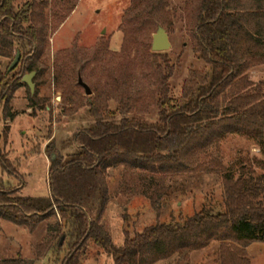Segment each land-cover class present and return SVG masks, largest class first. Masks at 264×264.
<instances>
[{
  "label": "trees",
  "instance_id": "obj_1",
  "mask_svg": "<svg viewBox=\"0 0 264 264\" xmlns=\"http://www.w3.org/2000/svg\"><path fill=\"white\" fill-rule=\"evenodd\" d=\"M18 1L0 0V108L5 121L16 115L10 103L22 79L32 72L43 77L48 70L50 0H26L22 5ZM183 2L193 52L208 69L192 72L182 85L181 96L175 99L169 86V61L161 53H150L159 73L158 90L144 112L150 105L157 107L158 121L130 118V101L120 87V94L112 88L95 93L94 99L90 98L94 94L90 88L92 95L85 105L75 100L73 89L64 88V104L74 106L70 113L86 108L91 123L72 137L74 153L51 159L50 196L25 198L0 188V218L12 224L31 232L48 218L60 216L56 232L68 239L64 264H80L89 242L113 264H172V260L174 264H189L193 253L213 244L218 245L219 264H251L246 249L253 243L264 244V175H258L252 166L241 167L237 176L228 173L214 153L219 154L222 140L231 134L254 140H261L263 135L264 80L255 84L248 72L264 66V0ZM129 3L122 52L134 40L137 28L131 23L141 21L156 30L166 27L172 2ZM63 20L60 14L56 16L55 26L58 28ZM16 52L20 62L8 73ZM160 57L165 73L153 61ZM75 61L73 71L82 78L86 62L78 56ZM66 64L65 60L55 69L56 84L66 81ZM38 95L37 91L29 96L28 106L45 111L47 99ZM111 100L118 104L112 113ZM46 149L54 152V145ZM0 165L3 171L11 167L1 151ZM113 170L142 178L144 187H155L150 198L154 207L172 196V178L216 174L221 178V201L179 223L149 226L132 238L125 233L123 245L116 246L99 222L110 201L107 174ZM174 189L182 192L184 187L176 185ZM0 264H34V260H0Z\"/></svg>",
  "mask_w": 264,
  "mask_h": 264
},
{
  "label": "rangeland",
  "instance_id": "obj_2",
  "mask_svg": "<svg viewBox=\"0 0 264 264\" xmlns=\"http://www.w3.org/2000/svg\"><path fill=\"white\" fill-rule=\"evenodd\" d=\"M26 0H19L22 5ZM130 0H50L48 22L50 25L49 47L46 53L47 73L43 77L32 78L34 93L22 86L17 89L10 107L16 114L12 120H2L0 108V151L10 164L3 171L0 165V188L16 191L15 196L25 198H47L50 196L49 173L52 156L55 160L76 151L72 137L91 123L87 109L70 113L74 106H67L62 100L64 88L73 89L75 100L85 105L88 96L85 90L77 87V72L73 71L75 58L82 65V79L95 93L108 92L120 87L121 93L129 98V117L157 120V107L150 105L144 112L150 97L158 90V70L150 53L153 41L152 29L147 23L139 21L132 24L136 29L134 40L122 52L124 31L127 28ZM166 15L165 30L171 48L161 54L169 61L172 77L169 86L172 97L181 96L183 83L192 72H203L208 68L193 52V38L189 19L184 12L183 0H171ZM64 18L57 28L54 18ZM126 16V17H125ZM145 22V21H144ZM112 54H117L114 56ZM76 56V57H75ZM66 60L68 76L59 84L54 82L55 69L63 66ZM163 57L153 60L166 72ZM7 66V63L3 66ZM250 80L257 84L264 80V66L250 68ZM118 87V88H117ZM46 98V110L29 108V96ZM77 104V103H76ZM110 112H115L118 104L110 101ZM116 121L120 117L116 115ZM261 140L242 135L226 136L217 158L228 173L237 176L241 167L252 166L258 175H264V131ZM54 145V152H47V146ZM14 171L15 175L10 172ZM172 196L164 200L160 207L151 204L155 187H144L142 178L113 170L107 174L110 201L99 222L112 238L113 244L122 246L127 233L130 238L142 233L146 228L165 223H179L198 213L203 207L220 203L222 196L219 175L201 173L182 174L172 178ZM168 183V184H169ZM184 190L176 191L175 186ZM60 216L48 218L31 232L25 227L12 224L0 218V260H34V264H64L67 257L68 239L57 233ZM58 246L56 247L57 243ZM218 245L195 252L189 264H219ZM251 264H264V244L253 243L246 249ZM172 264L175 262L172 260ZM80 264H113L112 259L89 242Z\"/></svg>",
  "mask_w": 264,
  "mask_h": 264
},
{
  "label": "water",
  "instance_id": "obj_3",
  "mask_svg": "<svg viewBox=\"0 0 264 264\" xmlns=\"http://www.w3.org/2000/svg\"><path fill=\"white\" fill-rule=\"evenodd\" d=\"M170 48H171V43H170V39H169V36L167 35L166 30L162 26L158 27L156 32L153 34L151 52L157 54L161 52H166ZM15 56L16 57L14 61L11 63L8 69V73H10V71H12L20 62V59H21L20 53L16 52ZM35 74L36 73L32 72L31 74H27V76H25L22 79V83L31 90L32 94L34 93V90H35L34 85L32 83V78L35 76ZM78 84L81 88L85 90L86 96L92 95L91 89L83 82L81 77L78 78ZM52 158L54 160L55 156H53Z\"/></svg>",
  "mask_w": 264,
  "mask_h": 264
}]
</instances>
